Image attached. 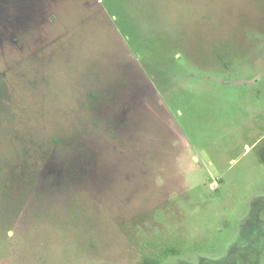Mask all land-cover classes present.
Segmentation results:
<instances>
[{"label": "rangeland", "instance_id": "rangeland-1", "mask_svg": "<svg viewBox=\"0 0 264 264\" xmlns=\"http://www.w3.org/2000/svg\"><path fill=\"white\" fill-rule=\"evenodd\" d=\"M263 218L264 0H0V264H264Z\"/></svg>", "mask_w": 264, "mask_h": 264}, {"label": "trees", "instance_id": "trees-1", "mask_svg": "<svg viewBox=\"0 0 264 264\" xmlns=\"http://www.w3.org/2000/svg\"><path fill=\"white\" fill-rule=\"evenodd\" d=\"M262 221H263L262 229L264 233V218L262 219ZM138 264H157V262L152 260L150 257H143Z\"/></svg>", "mask_w": 264, "mask_h": 264}]
</instances>
